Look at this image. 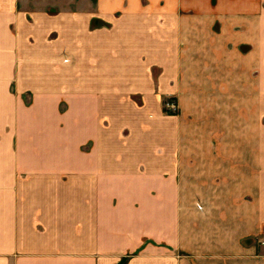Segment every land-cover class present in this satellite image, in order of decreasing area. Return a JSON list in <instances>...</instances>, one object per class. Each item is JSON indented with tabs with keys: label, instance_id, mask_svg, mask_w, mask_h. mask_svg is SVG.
<instances>
[{
	"label": "crops",
	"instance_id": "crops-1",
	"mask_svg": "<svg viewBox=\"0 0 264 264\" xmlns=\"http://www.w3.org/2000/svg\"><path fill=\"white\" fill-rule=\"evenodd\" d=\"M0 264H264V0H0Z\"/></svg>",
	"mask_w": 264,
	"mask_h": 264
},
{
	"label": "built area",
	"instance_id": "built-area-1",
	"mask_svg": "<svg viewBox=\"0 0 264 264\" xmlns=\"http://www.w3.org/2000/svg\"><path fill=\"white\" fill-rule=\"evenodd\" d=\"M163 109L165 112L169 113V114H177V112L179 111V103L177 101L176 98L174 97H166L163 100Z\"/></svg>",
	"mask_w": 264,
	"mask_h": 264
}]
</instances>
